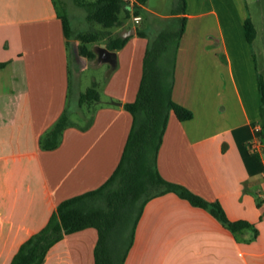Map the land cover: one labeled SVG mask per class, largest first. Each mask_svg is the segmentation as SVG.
<instances>
[{"label":"crops","instance_id":"obj_1","mask_svg":"<svg viewBox=\"0 0 264 264\" xmlns=\"http://www.w3.org/2000/svg\"><path fill=\"white\" fill-rule=\"evenodd\" d=\"M185 15L174 99L193 118L170 114L158 169L168 181L220 202L231 221L252 227L234 233L208 210L168 193L145 205L125 264H264L258 63L264 7L260 23L247 0H187ZM62 16L57 0H0V264H11L60 203L109 180L132 128L125 104L137 98L149 44L137 30L116 51L118 67L108 73L102 102L84 106L93 124L83 129L88 120L72 119L77 125L64 131L57 148H42L65 110L71 113L70 40ZM248 18L257 30L252 44ZM128 29L124 23L118 33ZM254 139L261 141L259 152L251 151ZM98 237L95 228L65 235L42 264H95Z\"/></svg>","mask_w":264,"mask_h":264},{"label":"trees","instance_id":"obj_2","mask_svg":"<svg viewBox=\"0 0 264 264\" xmlns=\"http://www.w3.org/2000/svg\"><path fill=\"white\" fill-rule=\"evenodd\" d=\"M149 0H85L79 1L90 22L100 24L103 30L80 32L73 36L68 16H62L67 38L79 40L80 52L89 59H97L90 44L107 38L111 29L124 26L125 19L141 16ZM182 11L173 16L153 37L147 30L136 28L137 34L148 38L143 66V76L137 98L125 104L133 117V124L121 161L109 178L98 189L69 198L58 206L47 225L22 244L11 264H42L49 250L65 235L95 228L98 242L95 248V264H125L134 244L136 228L145 205L153 198L175 193L191 205L208 210L219 222L236 233L252 225L247 221H231L218 201H208L185 185L165 179L158 169V155L172 112L180 121L193 118V112L174 99L177 56L186 31L188 17L187 0H180ZM147 11V10H146ZM148 16H151L149 11ZM124 13V17L122 14ZM150 13V14H149ZM247 40L253 43L257 30L252 20L245 23ZM121 33L108 38L106 45L111 51L122 49L127 38ZM70 45V43H69ZM262 96L261 115L264 128V77L259 76ZM101 95L97 83L79 98L80 107L100 104ZM93 124V117L83 129ZM77 125L65 110L53 128L43 137V149L57 148L64 131Z\"/></svg>","mask_w":264,"mask_h":264},{"label":"rangeland","instance_id":"obj_3","mask_svg":"<svg viewBox=\"0 0 264 264\" xmlns=\"http://www.w3.org/2000/svg\"><path fill=\"white\" fill-rule=\"evenodd\" d=\"M79 1L85 0H57L59 12L69 18L73 36L80 32L103 30L100 24L88 20L87 12L84 7L79 5ZM247 2L253 16L260 23L264 0H247ZM147 7L154 13L150 12L151 16H148L146 10L142 11V20L139 24H135L133 21L132 18L134 15L124 21L130 28L135 27L147 30L150 37L155 36L183 8L180 0H149ZM122 17H124V13ZM119 29L120 27L109 30L111 34L107 38H101L96 43L90 44L89 47L94 49L96 45L106 44L109 37L118 34ZM261 32H263V29ZM69 43L72 65L70 111L73 120L79 124H85L90 117V113H88L87 107L82 108L79 106L80 92H86L88 88L93 87L97 83V89L100 91L101 96L104 97V90L108 83V73L110 72L111 66L109 64L98 65L96 59H89L82 55L80 52L82 43L79 40L70 39ZM258 63L264 74V55H259Z\"/></svg>","mask_w":264,"mask_h":264},{"label":"water","instance_id":"obj_4","mask_svg":"<svg viewBox=\"0 0 264 264\" xmlns=\"http://www.w3.org/2000/svg\"><path fill=\"white\" fill-rule=\"evenodd\" d=\"M135 34H136V28L132 27L128 30L123 31L120 34V36L122 38H127ZM94 51L97 55L96 60H97L98 65L109 64L111 66V69H110L111 72L116 70V68L118 67L117 52L109 50L106 44L96 45L94 47Z\"/></svg>","mask_w":264,"mask_h":264},{"label":"built area","instance_id":"obj_5","mask_svg":"<svg viewBox=\"0 0 264 264\" xmlns=\"http://www.w3.org/2000/svg\"><path fill=\"white\" fill-rule=\"evenodd\" d=\"M128 2H130L131 4L134 3L135 0H126ZM134 22L136 24H139L142 20L141 16H134ZM262 130L261 126H257L256 127V131L260 132ZM260 147H261V141L259 139H254L250 142V148L252 152H259L260 151Z\"/></svg>","mask_w":264,"mask_h":264}]
</instances>
